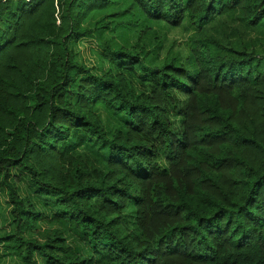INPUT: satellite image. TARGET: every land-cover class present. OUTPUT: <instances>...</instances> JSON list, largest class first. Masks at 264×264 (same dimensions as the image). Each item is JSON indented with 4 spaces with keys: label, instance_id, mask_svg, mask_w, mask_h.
Masks as SVG:
<instances>
[{
    "label": "trees",
    "instance_id": "obj_1",
    "mask_svg": "<svg viewBox=\"0 0 264 264\" xmlns=\"http://www.w3.org/2000/svg\"><path fill=\"white\" fill-rule=\"evenodd\" d=\"M231 13L264 27V0H0V194L13 229L0 242L20 264H264V60L203 34ZM184 22L199 38L156 65L111 38L117 70L96 73L71 49ZM133 70L154 79L149 91H132ZM24 175L89 257L58 228L22 235L43 216L15 188Z\"/></svg>",
    "mask_w": 264,
    "mask_h": 264
},
{
    "label": "rangeland",
    "instance_id": "obj_2",
    "mask_svg": "<svg viewBox=\"0 0 264 264\" xmlns=\"http://www.w3.org/2000/svg\"><path fill=\"white\" fill-rule=\"evenodd\" d=\"M206 36H214L222 43H233L239 50H247L252 52L258 59L264 60V27L259 29L247 28L240 20L238 13H231L223 17L216 18L213 23L204 30ZM114 39V42L132 46L139 44L140 48H144L148 52V56H143L148 65H156L163 61L167 54L182 53L186 54L192 39L194 42L199 38L198 32L188 22H184L179 27H171L164 24H155L150 32L143 33L132 28L117 31L106 30L93 37L83 38L75 44L71 49L74 52L75 59L90 67L96 73H102L112 68L117 70L114 62L110 60V53L105 50L103 44L106 40ZM140 50V49H139ZM143 55V53H140ZM157 56V58H156ZM155 57V58H154ZM155 59V60H154ZM133 92H147L154 84L149 73L133 70L126 72ZM181 104L184 99L179 95ZM182 106V105H181ZM102 120L109 127H116L117 120L107 117L104 112L101 113ZM175 125H178V118L172 117ZM78 152L84 158L89 157L96 163V157L89 152L86 147L80 146ZM162 164L164 161L160 160ZM15 188L21 197H31L35 202L36 211L42 212L43 216L38 219L29 228L22 230L24 237H35L44 240L52 235L55 229H60L66 238L68 246L72 252H79L82 256L89 257L91 250L87 244V240L83 233L76 230L73 226L66 222H60L53 218L55 213L54 200L49 201L46 197H36L30 179L24 175L22 181L15 183ZM10 204L4 192L0 194V237L6 232H11L12 226L10 222ZM12 245L13 242H0V264H20L18 254L7 249L6 245ZM37 264H44L43 260L36 254Z\"/></svg>",
    "mask_w": 264,
    "mask_h": 264
}]
</instances>
